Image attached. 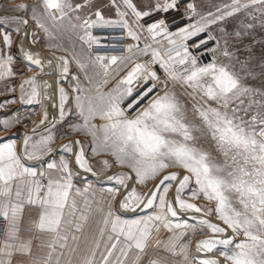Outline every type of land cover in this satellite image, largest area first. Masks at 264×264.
I'll use <instances>...</instances> for the list:
<instances>
[{
    "label": "snow or ice",
    "instance_id": "obj_1",
    "mask_svg": "<svg viewBox=\"0 0 264 264\" xmlns=\"http://www.w3.org/2000/svg\"><path fill=\"white\" fill-rule=\"evenodd\" d=\"M111 5L116 18H106L100 10L73 17L70 13L86 5L72 0L17 6L30 12L51 39L56 37L47 22L59 28L67 21L89 50L100 42L93 29L118 28L124 36L107 38L135 43L125 45L124 55L89 56L92 75L89 64L77 60L87 86L73 76L71 94L60 88L61 119L65 105H70V116L74 104L79 122L72 129L89 137L93 155L111 157L112 163L101 161L105 168L120 166L110 177L113 186L99 198L90 184L74 183L78 173L69 155L79 141L61 145L59 160H45L55 139L46 112L19 142H0V264H143L150 248L180 255L185 264H197L194 253L210 254L198 264H264V86L248 83L252 74L236 70L237 63L242 70L246 66L232 50L243 31L229 32L224 25L243 10L264 15V0H230L207 14L186 0H148L147 10L133 0H111ZM170 11L189 22L175 30L166 16L146 26L140 23L153 13ZM14 19L18 25L29 23ZM2 41L10 47V34ZM208 53L211 59L202 62ZM25 56L43 71L41 59ZM58 59L66 77L69 61ZM12 60L0 49V77L12 75ZM23 84L30 88L24 102L39 103L38 74ZM0 123L7 128L13 122ZM41 126L47 135L39 134ZM27 161L41 164L37 168ZM74 165L92 172L83 147L74 155ZM133 179L147 190L123 191ZM196 200L205 203L190 202ZM138 209L151 211L134 218L121 214ZM181 211L199 214L198 223L174 222ZM165 230L168 235L162 238ZM189 230L204 233L191 260V241L185 242ZM147 264L164 261L149 258Z\"/></svg>",
    "mask_w": 264,
    "mask_h": 264
},
{
    "label": "rangeland",
    "instance_id": "obj_2",
    "mask_svg": "<svg viewBox=\"0 0 264 264\" xmlns=\"http://www.w3.org/2000/svg\"><path fill=\"white\" fill-rule=\"evenodd\" d=\"M26 1L27 2L25 4H28V0ZM30 1L31 4L39 3V0H30ZM72 2L73 4L81 3L86 5L78 13H70V15L73 17L77 14L81 15L82 17H86L91 13L95 12L96 10H100L106 16V18H116L115 8L111 5V0H72ZM186 2H194L197 6V11L199 13L207 14L208 12H215L217 7L225 3H229L230 0H186ZM117 3H120V0H117ZM133 3L137 4L138 8H143L144 10H147L145 6L148 4V0H133ZM181 7L183 8V5ZM161 16H166V19L170 24V26L172 27V30H175L176 27H181L189 22L187 19H183L179 13L175 11H170L167 14L153 13V16L151 18H144L140 21V23L146 26L148 23H151L154 20L161 18ZM24 18L29 20L27 15ZM128 19L132 24V27L136 29L137 26L133 22L134 17L131 16L130 12ZM173 20H175L174 24H173ZM47 23L50 27V31L56 38L55 39L49 38L47 34L43 32L42 29L38 30L37 29L38 27H36L35 28L36 29L35 31L37 32L36 35L38 36V38L40 37L43 38L42 40H40V43H38L40 45L39 49L44 50L43 52L45 53L51 52L50 54L52 55L57 54L58 56L56 57L52 56L51 58L46 59V62H48L47 68L49 69L43 73L41 80L47 81L50 84H57L60 87L64 88L70 94L72 87L76 83V81L73 80V76H78L80 78L81 83L84 86H87V81L84 78L85 73L83 70L79 68L78 64L76 63L77 60H80L83 63H88L89 64L88 73L89 75H92L93 69L90 61L88 60L89 56L94 57L96 55H106V56L124 55L127 54L125 51V45L127 43H135V41H131L130 39H108L107 37H120L125 35V32L121 31L118 28L93 29V35L99 37L100 42L98 45H94L93 48L89 50L87 46L84 45L82 41H80L78 31L72 29L67 21H65L64 25L59 28H52L50 22ZM73 23H77V22L73 20ZM249 24L253 25V27L247 28V25ZM224 25L228 28L229 32H233L234 30L243 31V35L241 39L237 41H233L234 46L232 50L239 57V60L242 63H245L246 66L242 70L241 64L237 63L235 65L236 70L243 71L244 73L250 72L252 74L251 76L248 77L247 80L248 83L256 87L264 86V15H262L259 11H255L253 9L243 10L241 13L237 14L236 16L228 18L224 22ZM214 34H218V32ZM44 38L46 39L45 42L43 41ZM54 45H59V47H54ZM212 46L213 43L210 42L209 47ZM53 47L56 49H54ZM59 57H65L69 61V65H68L69 72L66 77L61 73L59 67L61 61L58 59ZM201 59L202 62L207 63L211 59V54L210 53L205 54ZM158 71L160 72V74H162V70L158 69ZM35 73H38V71L36 72L33 71L30 74V76L35 75ZM123 74L124 73H120V75ZM113 75H115V73H113ZM112 83L114 84L115 80H112ZM177 91L179 92L180 90L177 89ZM70 100H71V95H70ZM69 106H70L69 104L65 105V114H68ZM71 106L73 108V114L71 116L73 117L75 122L78 123L79 121L77 119V116L75 115L74 104H72ZM1 109L2 108H0V110ZM1 112H3V110L0 111V113ZM76 133L78 134L77 136L82 140V147L85 149L86 158L89 160L93 169L92 172L80 171L79 179H82L83 181L88 180L94 183L96 192L101 195L102 190H105L108 187L113 186V181L110 180V177L118 174L120 170V166L113 164V167L105 168L101 163V161L103 159H109L110 163H112L111 157L103 153L100 155H93L91 151L92 145L89 142V137L85 136L83 133H78V132ZM70 156L71 158L72 157L74 158V155L71 154ZM87 173L90 174L94 173V175H100L102 176V178L96 179L91 177ZM130 174L134 177V173H130ZM128 183L130 187L128 189H122L123 191H130L132 187L137 188L138 191L147 190L145 186L138 185L134 179L130 180ZM183 198L188 200L189 196L185 194ZM190 202L199 203V204L205 203V201L203 200H196ZM148 211L151 210L138 209L134 213L122 212L121 214L124 215L126 218H134L136 216L145 215ZM173 220L176 223L187 222L190 225L198 223V220H193L192 218L185 216L181 212H179L178 216L176 218H173ZM190 232L192 234L190 238L191 243L195 238L196 240H198L204 234L199 231L193 232L190 230L189 233ZM161 236L163 238L166 235L161 234ZM148 253H150V249L148 250ZM149 257L150 256H146L144 258L143 263H145V259L146 258L149 259Z\"/></svg>",
    "mask_w": 264,
    "mask_h": 264
},
{
    "label": "crops",
    "instance_id": "obj_3",
    "mask_svg": "<svg viewBox=\"0 0 264 264\" xmlns=\"http://www.w3.org/2000/svg\"><path fill=\"white\" fill-rule=\"evenodd\" d=\"M26 2V0H0V49L13 56V60L11 62L12 75L0 77V108H2L0 111L3 110V112L0 113V122L7 119L13 123L11 127L7 128H5L2 123H0V137L3 138V140H0V142H3L7 139H17L19 142V139L24 133L30 132L33 127V122L41 119L46 112L48 115L46 124L49 128H51L55 139L51 144L53 152L50 156L45 157V160H59L60 155L64 154L60 148L61 145L69 140L74 142L79 141L80 143L78 144L73 143L74 152L72 155H75L82 147V140L77 136L78 134L71 127L76 123L73 117L71 115L69 116L68 114H65V118L63 120L60 117V88L62 87L57 84H50L47 81L41 80L43 73L49 69L47 68L48 62H46V59L51 58L52 56L56 57L58 55H52L50 54L51 52H48L50 54L49 55L48 53L43 52L44 50L39 49L40 45L38 43H40V40L43 38H38L36 35L37 32L35 31V28L38 26L36 25L35 21L31 19L30 12L25 14L24 11L18 10L17 8L19 4ZM30 2L31 1L28 0L29 6L32 5ZM26 15L29 18V23L27 25H18V22L14 19V17L24 18ZM17 26H19V31H16ZM37 29L41 30L39 27ZM6 32L10 34L12 39L10 47H5L2 41V37ZM43 41L45 42L46 39L44 38ZM26 53H30L42 60V72L35 65H32L29 61H27L25 56ZM33 71H38V73H35V75L38 74V81L41 85V96L39 97V103L34 102L32 104H27L24 101L27 99V93L30 91V88L29 85L23 84V82L28 77H30V74ZM22 84L24 88L23 92L21 91ZM22 96L24 97V100L21 99ZM15 121L19 122L15 123ZM53 124H55V127H53ZM38 132L39 134L47 135V132L44 131V126H41V128L38 129ZM70 155V165L74 166L75 171L78 173V175L74 177V183H76L78 187H83L90 184L93 190L96 192L94 183L88 180L83 181L82 179H79L80 171H86L84 169H80L78 166H75L74 158H71ZM27 163L29 166H34L37 168H39L41 164L39 161H27ZM99 197L100 194L97 193V198ZM161 234L166 236L168 235L166 230ZM191 235V232L188 233V237L185 238V242L190 241ZM166 236L163 238H166ZM195 242L196 238L189 245L190 260L193 255V247ZM208 255L210 254L195 253V256H197L195 257L197 264L200 260L207 258ZM147 256H150L149 258L153 259H162L164 264H185L182 256H174L163 251L162 249L150 248V253H148ZM147 261L148 258L145 259V263L143 264H147Z\"/></svg>",
    "mask_w": 264,
    "mask_h": 264
},
{
    "label": "water",
    "instance_id": "obj_4",
    "mask_svg": "<svg viewBox=\"0 0 264 264\" xmlns=\"http://www.w3.org/2000/svg\"><path fill=\"white\" fill-rule=\"evenodd\" d=\"M91 177H93V178H96V179H100V178H102V176H100V175H93V174H90V173H88ZM183 213V212H182ZM184 215H186L187 217H190L191 218V215L190 214H187V213H183Z\"/></svg>",
    "mask_w": 264,
    "mask_h": 264
},
{
    "label": "bare ground",
    "instance_id": "obj_5",
    "mask_svg": "<svg viewBox=\"0 0 264 264\" xmlns=\"http://www.w3.org/2000/svg\"><path fill=\"white\" fill-rule=\"evenodd\" d=\"M183 211H181V213H182ZM184 213V212H183ZM186 213V212H185ZM188 213H190V215H193V216H196V217H199V214H194V213H192V212H190V211H188ZM187 213V214H188ZM186 216V215H185ZM193 216H191V218L193 219V220H198V218H195L194 219V217ZM206 254V253H205Z\"/></svg>",
    "mask_w": 264,
    "mask_h": 264
}]
</instances>
